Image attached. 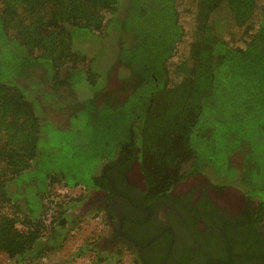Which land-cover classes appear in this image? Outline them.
Segmentation results:
<instances>
[{
	"label": "trees",
	"instance_id": "obj_1",
	"mask_svg": "<svg viewBox=\"0 0 264 264\" xmlns=\"http://www.w3.org/2000/svg\"><path fill=\"white\" fill-rule=\"evenodd\" d=\"M193 1V37L172 64L186 33L179 0H0V252L25 262L61 250L81 222L68 208L85 197L50 200L57 215L48 223L52 188H107L111 170L124 181L135 161L149 202L207 168L260 196L264 240V0ZM232 27L243 44L224 35ZM114 72L120 83L108 89ZM85 81L97 85L88 100L75 86ZM49 110L64 112L67 123ZM47 123L102 145L92 186L67 181L65 155L43 147ZM39 170L47 186L34 194Z\"/></svg>",
	"mask_w": 264,
	"mask_h": 264
},
{
	"label": "flooded vegetation",
	"instance_id": "obj_2",
	"mask_svg": "<svg viewBox=\"0 0 264 264\" xmlns=\"http://www.w3.org/2000/svg\"><path fill=\"white\" fill-rule=\"evenodd\" d=\"M136 165L124 181L111 170L107 188L90 190L84 207L101 209L109 227L100 247L124 245L134 264H264L260 196L227 202L210 184L149 202L141 171L130 177Z\"/></svg>",
	"mask_w": 264,
	"mask_h": 264
},
{
	"label": "rangeland",
	"instance_id": "obj_3",
	"mask_svg": "<svg viewBox=\"0 0 264 264\" xmlns=\"http://www.w3.org/2000/svg\"><path fill=\"white\" fill-rule=\"evenodd\" d=\"M181 22L185 28V37L181 43L178 45V50L175 56L172 58V64L176 63L180 59L184 58L187 54L189 43L193 37V31L195 27V10L196 6L193 0H179L178 3ZM258 15V11L257 14ZM232 32L234 36L230 33ZM224 35L232 39L234 44H243L240 37V29L237 27H232L231 30L224 31ZM76 40L79 41L77 38ZM89 52H91L92 47H86ZM111 62V56L104 55L103 59L100 60L101 64V75L100 82L102 83L107 77V67ZM173 80H177V77L173 76ZM120 83V79L114 72L110 79L108 89L116 87ZM77 91L81 94V98L88 100L94 95V89L97 85H91L86 81L84 83H78L75 85ZM49 117H51L55 122L60 125H65L67 123V115L62 111L49 110ZM73 122V118H72ZM122 130L119 128L113 130L110 133V139L115 141L116 137L121 136ZM43 147L46 149L54 148L56 157L59 159L65 155V160L69 165L68 172L66 173L67 181L74 183L78 180L93 185V176L97 174L98 167L101 164V153L96 152L102 148L99 147V143L90 141L89 137L80 134L74 129L60 130L54 125L47 123L44 128V138L42 141ZM108 145V144H107ZM109 147V145H108ZM107 146L103 147V150ZM241 154L238 152L232 157V165L241 166ZM57 164L54 166L56 168ZM214 166V165H213ZM215 167V166H214ZM223 170V168L221 169ZM224 173V172H223ZM222 173V174H223ZM26 175V174H25ZM32 176L30 174L26 175ZM219 175H215L211 168H207L197 174L187 175L184 180L178 183L175 187V191H181L183 189H189L190 187L196 186L197 189L203 188L205 185H210L213 187H219L222 192V198H225L227 202H234L242 195V190L235 183L231 185L225 184L223 178H219ZM263 174L259 175V179L263 180ZM130 177H138L141 179L140 168L138 165L135 166L134 171L130 173ZM37 185L30 187L28 190L34 194L38 193V190H44L47 186V177L45 170H39L36 176ZM224 185V186H223ZM224 189V190H222ZM84 195L85 199L90 197V192L84 189V185H78L73 188H66L57 184L52 188V194L47 196L44 203H50L51 199L80 196ZM223 202V201H222ZM223 204H225L223 202ZM79 205V204H78ZM78 205L72 208H68V213L77 214L80 216V226L75 225L71 232L69 233L64 247L61 250L52 252L47 259L42 257L33 260L22 262L20 259H11L6 253L0 252V264H134L132 251L124 245H117L116 253L111 255L105 249L103 244V238L109 233V227L106 219L104 218V213L99 208L83 210V208H78ZM100 216L99 220L94 219V217Z\"/></svg>",
	"mask_w": 264,
	"mask_h": 264
},
{
	"label": "built area",
	"instance_id": "obj_4",
	"mask_svg": "<svg viewBox=\"0 0 264 264\" xmlns=\"http://www.w3.org/2000/svg\"><path fill=\"white\" fill-rule=\"evenodd\" d=\"M66 188H72V187H66ZM84 189H86V187L84 186ZM87 190V189H86ZM88 192H90V190H88ZM53 199H51V201H52ZM51 201H50V203L49 204H47V207H46V212H45V214H44V217H45V219H46V221L49 223V222H51L52 220H53V218H54V215H57V211H56V207L55 206H57L56 204L54 205L53 203H51ZM99 217L100 216H96V217H94V219H98L99 220ZM49 256H44V257H42L43 259H47Z\"/></svg>",
	"mask_w": 264,
	"mask_h": 264
},
{
	"label": "crops",
	"instance_id": "obj_5",
	"mask_svg": "<svg viewBox=\"0 0 264 264\" xmlns=\"http://www.w3.org/2000/svg\"><path fill=\"white\" fill-rule=\"evenodd\" d=\"M88 201V199H86V200H83L79 205H78V208H83V210L85 211V210H88L89 208H86V207H84L85 206V203ZM117 249V247L115 246L111 251H109L108 253L109 254H111V255H113V254H115L116 253V250Z\"/></svg>",
	"mask_w": 264,
	"mask_h": 264
}]
</instances>
